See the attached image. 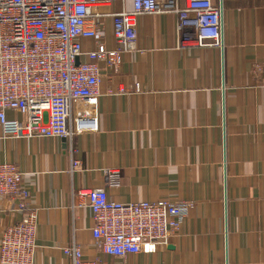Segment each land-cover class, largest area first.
<instances>
[{"label": "crops", "instance_id": "crops-1", "mask_svg": "<svg viewBox=\"0 0 264 264\" xmlns=\"http://www.w3.org/2000/svg\"><path fill=\"white\" fill-rule=\"evenodd\" d=\"M216 4L221 47L182 45L173 13L137 18V50L121 71L101 65L97 131L18 139L0 127V163L24 173L38 217L34 264H71L63 249L73 243L115 261L95 246L91 211L75 207L78 190L100 188L121 203L194 204L167 247L128 264H264V0ZM119 87L127 92L108 94ZM107 169L121 178L109 184ZM10 208L0 199V238L21 218Z\"/></svg>", "mask_w": 264, "mask_h": 264}, {"label": "built area", "instance_id": "built-area-1", "mask_svg": "<svg viewBox=\"0 0 264 264\" xmlns=\"http://www.w3.org/2000/svg\"><path fill=\"white\" fill-rule=\"evenodd\" d=\"M115 4L118 10L113 9ZM166 13L176 15L182 45L222 46L216 0H0L2 133L18 139L72 140L97 131L101 65L119 73L123 54L137 50V18ZM106 20L111 24L110 48ZM84 41L91 42L88 51ZM125 92L124 87L108 90V94ZM9 110L23 119H10ZM120 178V170H105L109 184ZM75 196L79 201L75 207L92 213L95 246L115 261L87 258L73 243L63 249L71 264H128L129 257L167 247L194 205L168 200L121 203L112 200L105 188L81 189ZM0 199L21 214L2 232L0 264H34L38 217L29 204L24 173L15 163H0Z\"/></svg>", "mask_w": 264, "mask_h": 264}, {"label": "rangeland", "instance_id": "rangeland-1", "mask_svg": "<svg viewBox=\"0 0 264 264\" xmlns=\"http://www.w3.org/2000/svg\"><path fill=\"white\" fill-rule=\"evenodd\" d=\"M189 203V202H188Z\"/></svg>", "mask_w": 264, "mask_h": 264}]
</instances>
